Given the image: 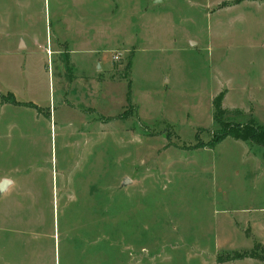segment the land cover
Here are the masks:
<instances>
[{
  "label": "rangeland",
  "instance_id": "374dc122",
  "mask_svg": "<svg viewBox=\"0 0 264 264\" xmlns=\"http://www.w3.org/2000/svg\"><path fill=\"white\" fill-rule=\"evenodd\" d=\"M161 1L96 37L90 0H0V97L41 108L0 107V264L264 261V147L249 138L264 129V14L218 28L255 13ZM95 51L120 85L100 108L91 80L69 94L60 80L93 77Z\"/></svg>",
  "mask_w": 264,
  "mask_h": 264
},
{
  "label": "crops",
  "instance_id": "0c3cea01",
  "mask_svg": "<svg viewBox=\"0 0 264 264\" xmlns=\"http://www.w3.org/2000/svg\"><path fill=\"white\" fill-rule=\"evenodd\" d=\"M136 0H90L91 6H92V10H91V16L89 17V19L87 20L89 22L92 23V28L94 29L93 31H96L97 33L94 34V36L96 37H110V36H114V37H118V36H122L124 37L128 32V29H131V27L128 25L127 26V20H131L132 18L135 19L134 16V12H138L140 17H144V18H152V16L154 15V11L156 10V4L160 3L156 0H147V1H139V3L135 4ZM206 7H217L216 9L221 11L220 13H226L227 16H230L231 14H236L238 12H242L245 11L247 9L249 10H253L255 13V19L253 18V16H251V20H249V18L246 19H240L237 21H233L231 20V22L229 23H224L222 21H218L216 24L218 28L224 27L226 25H232V27H236L238 25H243V26H251L254 27V24L257 23V25H260L261 22L263 21V17L261 18V16H263L264 14V0H208L205 3ZM90 13V12H89ZM74 22H78V20H71ZM129 23V22H128ZM89 24V23H88ZM156 26V27H155ZM153 26L154 29H157L158 26L157 24ZM96 29V30H95ZM253 30L251 31H246V34L248 33H252ZM248 36V35H247ZM251 39H246L248 42L253 41V33L251 35ZM127 40V39H126ZM63 42V41H62ZM127 42V41H125ZM193 43V42H192ZM130 43H125L124 48L129 45ZM194 44V43H193ZM122 49V48H121ZM120 49H115L114 51H117ZM60 52V51H59ZM111 52V53H112ZM76 52L71 51V56L72 54H75ZM89 55H91V50L86 52ZM98 52L95 51L94 55H93V59L94 62H92V74L93 77L88 76V74L84 72H80L78 74H74L72 73L71 77H74V81L72 80H62V77H65L67 75V72L64 71V76L61 75V88L64 91V94H69L68 90L66 89L67 87H70L71 85H73V83L77 82V83H81L84 84L86 82H88L89 80H91L92 82V86L94 83V88L97 91V101L95 102V104H97V107H101V101H103L106 97V95L104 94L105 91L106 93H108L107 89H105L107 86L109 87H114V88H118V92L120 91L119 88V84L113 85L109 82V76L110 73H108V71H110L111 68V62H110V58L109 56L107 57V60L105 59H99L98 58ZM60 57L64 55L63 51L59 54ZM70 60L72 61V68H80L82 69V62L81 59H75L76 61L74 62L72 57H70ZM79 61V62H77ZM71 68V70H73ZM66 74V75H65ZM68 76V75H67ZM68 82V83H67ZM67 83V84H66ZM88 84V83H86ZM91 85V84H90ZM107 85V86H106ZM91 86V87H92ZM129 86V85H127ZM89 87V86H88ZM93 88V87H92ZM70 91V90H69ZM74 88H73V92H74ZM129 93V92H128ZM89 95H91V97L89 98V104L90 106L86 107V111L91 110L90 113L84 114L82 116L83 119V124L85 129L90 130L92 129L93 133L96 132V120H95V104H94V91ZM6 97L11 99H7ZM118 97H120V94H118ZM1 102H0V107L2 110V115L4 116L5 113H14L15 110L19 109L21 106L23 107H28V108H32V109H38L40 110V106H38V104H33V103H22V102H18L15 99V95L13 92H9L8 94H1ZM107 98V97H106ZM86 98H81L77 96V100H85ZM72 101H75L76 98L73 97L71 99ZM119 100V99H118ZM63 101L69 102L68 99L65 97L63 99ZM83 103H86L85 101H83ZM120 103V101H119ZM124 105H122L121 107H124L126 105V103H123ZM108 115V114H107ZM55 116V115H54ZM103 117V116H102ZM1 120H4L3 117H1ZM53 118L52 116V112L50 114V119ZM56 118V116H55ZM86 118V119H84ZM15 122V120H14ZM15 124V123H12ZM12 183V182H11ZM120 191V190H119ZM256 221V220H254ZM244 222H247L246 224L250 223V220L245 219ZM258 222H254V225L257 224ZM242 224V223H240ZM256 234V233H255ZM123 236V235H122ZM124 237V236H123ZM127 237H129L127 235ZM125 240V239H124ZM127 241L126 244L129 245V241ZM264 245V243H263ZM223 264H264V261L257 259V258H244V259H240L236 262H224Z\"/></svg>",
  "mask_w": 264,
  "mask_h": 264
},
{
  "label": "trees",
  "instance_id": "16d2710c",
  "mask_svg": "<svg viewBox=\"0 0 264 264\" xmlns=\"http://www.w3.org/2000/svg\"><path fill=\"white\" fill-rule=\"evenodd\" d=\"M7 99H9V98L6 97V100ZM9 100H11V99H9ZM254 131L255 132L250 134V135L247 133V136L249 135V138L251 140H253L256 144L264 147V129L256 128V129H254ZM247 255L252 256V253L245 254V255L241 256V259H244L245 257H247Z\"/></svg>",
  "mask_w": 264,
  "mask_h": 264
},
{
  "label": "water",
  "instance_id": "95a60500",
  "mask_svg": "<svg viewBox=\"0 0 264 264\" xmlns=\"http://www.w3.org/2000/svg\"><path fill=\"white\" fill-rule=\"evenodd\" d=\"M159 1H161V0H159ZM129 183H130V180L125 179V181H124V183H123V187L128 186ZM11 184H12L11 181L8 180V179H7V180H2V182L0 183V191H1V192H4V191L7 189V187H8L9 185H11Z\"/></svg>",
  "mask_w": 264,
  "mask_h": 264
}]
</instances>
